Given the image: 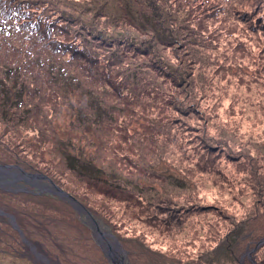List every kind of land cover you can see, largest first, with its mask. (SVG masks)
<instances>
[{"label": "trees", "instance_id": "trees-1", "mask_svg": "<svg viewBox=\"0 0 264 264\" xmlns=\"http://www.w3.org/2000/svg\"><path fill=\"white\" fill-rule=\"evenodd\" d=\"M134 1L143 8L141 19L144 23H138L132 15L126 13L125 18L114 20V28L118 30L112 29L110 35V28L106 27L105 23L99 22L98 26L96 24V19L105 17L103 10H96V14H93L90 5H85L83 0H76V3H72L71 0H0V124L3 125L1 127L4 130L7 129L5 126L12 128V133L5 137H3L5 133H0V146L5 144L7 146L4 148L6 153L0 155V163L16 165L27 172L48 174L54 183L81 201L97 218L109 224L113 231L121 225L118 219L113 218L114 214L111 211L113 209L110 210L109 206L107 210L105 204L111 198L112 203L119 202L122 205L123 201L132 218L129 224L133 226L134 234L136 231L140 232L135 237L137 239L123 240L122 235L119 234L123 245L128 243L129 247L130 245L140 246L139 250H135L132 254L129 250L131 264H175V260L182 263L186 262V259L183 258L184 254L178 252L186 246L185 240L188 237L192 241L211 237L212 228L217 227L215 232L219 234L218 237L224 238L233 233L231 226L234 222L232 223L231 219L239 221L249 217L250 223V216H253L250 214V208L253 206V199L258 198L257 195H250L249 202L240 199L227 206L221 205L225 201L223 199L215 200L212 203L214 205H211L200 195V191L185 186L190 191L186 196L181 197V203H170V207H166L164 202L158 200L152 202L149 199L150 204H148L147 199L137 194L134 189L112 185L113 183L95 179L88 174L78 178L76 166L65 161V167L75 172V175H72L73 178L87 186V191H84L79 189V185L68 178L60 167L52 166L53 162H48L41 157V153L27 155V151L23 149L26 145L24 137L21 136L20 139L18 137L20 133L25 136V129L35 131L38 129L37 126L31 125L32 128L30 124L26 125V122H23L20 124L23 130H14L16 124L13 122L23 118L20 111L38 110V118L45 122L46 111L53 114L46 107L47 103L51 102L48 99H55L56 102L62 99V96L56 95L58 91L54 89L55 87L48 86L42 89L45 94H48L47 99L44 103H38L39 93L36 91L38 86H34V80L42 76H51L54 80L59 75L63 76L64 80L68 77L70 80L73 77L77 79L82 75L89 78L99 76L103 80L96 84V88L104 91L107 97L111 96L110 88L115 102L123 104L122 108L127 110L124 111L125 113L134 114L137 112L136 106L144 109L139 111L141 114L150 113L147 119L149 133L146 135L152 131L158 132L159 139L163 140L167 149L161 152L158 148L160 155H165L170 148L171 155H176L179 159H177L178 165L185 176L208 174L216 186H221L223 189L224 183H221L223 181L221 178L223 177L224 181L226 178L222 167L224 157L227 156L226 158L231 162L240 163L242 167L243 159L248 158L251 152L247 147L240 145V149L237 145L239 142L237 132L242 127L235 111L238 100L235 96L230 97L228 94L231 83L225 81L226 75H219L218 68L221 60L217 61L218 54L220 53L224 62L228 56H232L234 62L231 63V59L225 62V72L229 73L231 64L238 62L236 52L241 51L240 47L234 50V48L230 49V46L237 36L245 34V26L248 29L246 34L251 32L253 44L258 45L260 38L258 35L264 34V0H251L249 5H244V1L240 4V0H229L228 4H231L232 9L241 7L240 15L235 14L237 24L231 26L228 31H224L227 38L218 39L220 42L217 44L214 43L215 38L221 34L224 35L225 25L222 19L220 21L211 19L212 16L208 11L214 8L223 9L222 0ZM165 1L167 3L162 4ZM173 14L175 17L172 16ZM85 15H91L92 18H85ZM122 25L129 28H124ZM195 25L199 28L194 29ZM239 26H241L240 29H237ZM179 29L181 32H178ZM133 31L141 32V34L144 32L154 41V44L150 47L149 41L146 44L140 43L137 41L139 37ZM245 43L241 42L242 48H245ZM214 44L216 47L209 52L207 47ZM158 46L161 47V51L168 49L171 51L163 55ZM242 53L246 54V50ZM198 54L202 56V59L197 57ZM205 54H209V60H205ZM211 56H213L212 59ZM208 67H211V71H208ZM146 70L151 71L144 74ZM140 78L148 83L149 89L142 91L143 87L138 81ZM253 78L257 79L256 73H253ZM261 78L263 79L260 84L264 87V77ZM77 82L79 84V81ZM67 84L73 86L74 83ZM90 87L92 84L83 86L87 91ZM152 88H160L161 92L166 94L163 107L158 106L153 110L149 107L151 102L145 93H151ZM227 97L231 98L229 112L220 114L221 106ZM230 107L233 110H230ZM104 108L105 117H109L112 115L110 110L117 109V106L108 102ZM4 110L6 113H3ZM174 113L176 115L172 116ZM254 116L257 117L256 114ZM252 122L255 124L257 121H250L248 123L250 127ZM259 122L261 123V120ZM143 135L145 134H135L137 137ZM146 135L144 143L148 144L150 140ZM16 136L19 141L15 139ZM125 136L130 139L132 134L128 132ZM56 140H53L54 146ZM128 144L130 145L131 141ZM52 150L61 155L57 147L56 150L53 148ZM225 154L228 155L225 156ZM119 157L115 155V162L112 161V164L115 165V170L121 173ZM122 161L129 162L125 157H122ZM134 169L137 172L142 169L148 171L140 167H134ZM137 172L135 177H129V179L139 177L154 182L151 175L144 177ZM251 173L253 174V167ZM95 183H99L100 186L95 187ZM145 188L150 192L155 191L153 187L145 186ZM91 192L98 194L100 199L104 198L100 201L99 207L93 205L92 200L89 199ZM255 192L257 193L256 188L253 189V193ZM261 196L264 197L263 191ZM40 197L49 198L45 193L10 192L7 188H0V209L16 217L19 228L42 252L50 251V237L47 240L42 233L48 231L44 217L52 215L54 219L52 221L55 224L53 229L56 228L58 231L59 244L67 246L63 251L62 247L54 248V250L57 249L55 255H58L61 262L64 261L63 264L72 262L73 259L68 263L66 261L67 257L71 258L72 255H79L75 257H77V264H80L78 259H81L83 249L87 250V247L91 248L93 257L103 262V259L99 258L98 253L101 251L97 245L89 239V242L83 241L77 233V228H71V220L75 224L79 221L77 211L61 199L52 201L49 198L50 202L41 200L40 204L38 201H33V198ZM233 204L239 208H235ZM44 205L53 210L47 215L37 213L36 208ZM151 206L157 211H153ZM162 208L170 209L168 217L166 213L158 212L160 209L163 212L168 210ZM213 210L218 211V214H215ZM64 211L70 216L63 217ZM215 215L219 216L218 223L213 222L212 217ZM249 223L243 226L244 229L251 225ZM123 227L126 226L123 224ZM204 228H208V232H204ZM119 229L125 234L128 233L127 229ZM157 233L163 236L168 235L167 241L162 239L160 242L156 237L147 239L154 234L159 237ZM19 235H21L19 230L13 227L8 216L0 213V252L19 258L33 256L29 246L19 238ZM263 235V232L257 230L251 238L244 239L245 245L242 250H246L247 246L254 249ZM227 239H232V236ZM251 256L245 258V264H264V244L253 251ZM103 258L108 264L107 257L103 256ZM237 264H242L239 257Z\"/></svg>", "mask_w": 264, "mask_h": 264}, {"label": "rangeland", "instance_id": "rangeland-1", "mask_svg": "<svg viewBox=\"0 0 264 264\" xmlns=\"http://www.w3.org/2000/svg\"><path fill=\"white\" fill-rule=\"evenodd\" d=\"M83 1L85 5H90V8H92L91 12L93 14H96V10H103L105 17H102V19H96V24L98 26L99 22L105 23L106 27L110 28V35L112 33V29L118 30L116 27L114 28V20L125 18L127 16L126 13L130 16L132 15L138 23H144L141 19L143 8H141L134 0ZM170 1L174 2L175 0ZM71 2L76 3V0H71ZM222 2L223 9L219 7L221 10H217L214 8L213 10L208 11L209 15L212 16L211 19H218L219 21L222 19L223 25H225L223 27L224 35L221 34L219 37L216 36L214 41L215 44L220 42L218 39L225 40L227 38L224 31H228L231 26H235V24H237L235 23V14L240 15L241 11L240 6L232 9L231 4H228L229 0H222ZM242 2L244 5H249L252 1H239L240 4H242ZM166 3L167 2L165 1L162 4ZM172 16L175 17V14H173ZM85 18L91 19L92 16L85 15ZM168 18H170L169 15ZM247 25L249 26V24ZM122 27L129 28V26L125 25H122ZM240 27L241 26L237 27V29H240ZM198 28L199 27L197 25L194 26V29ZM246 30L248 29L245 26V34L243 35L240 32L242 36H237V38L233 40L235 42H232L233 44H231L230 46V49L234 48V50L240 47L241 51L236 52L238 62L231 64L229 73L225 72V62L230 59L231 63L234 62L232 56L227 55L228 58L224 62L219 53V58L217 59V61L221 60L219 61V63L221 64L218 68L219 75H226L225 81H230L231 83L228 88V94L230 95V97L235 96L238 100V102L236 103L235 111L237 119L241 122L242 127H240L238 129L239 131L237 132V140L239 141L237 145H239V147L240 145H243L247 147L251 152L248 158L243 159L242 167L240 163L229 161L226 158V155L228 154H225L226 157H224L223 159L224 164H222L223 171L226 175L225 181L224 178H221L220 176V178L223 180L221 181V183H224V190L221 189V186H216L214 180L208 174H206L205 176L195 175L194 177L185 176L181 171L180 166L178 165L179 159L176 157V155H171L172 151L170 148H168V151L165 155H160L157 149L160 148V151L163 152V149L166 148L164 146L163 140L159 139L160 137L158 136V132L152 131L150 134L146 135L147 133H149V127L147 126L149 121H147V119L150 113L147 115L141 114V112L139 111H142L144 109L139 106H136L137 112H135L134 114L130 112L125 113L124 111L127 110H125V108H122L123 104L115 102L116 100L114 94L112 93V90L110 88V97H107V95L103 93L104 91L96 88V84L101 83L103 80L99 76L89 78L82 75L80 76V78L76 79L75 77H73L71 80L69 77L64 80L62 78L63 76L61 75L57 76L58 78L56 77L55 80L52 79L51 76H42L41 78L34 80V86H38V89H36V91L39 93V96L37 97L38 103H44V101L47 99L48 94H45L42 89L48 86L55 87L54 89L58 91L56 95L62 96V99L59 102H56L55 99H48L51 102L47 103L46 107L48 111L52 112L53 114H49L46 111L47 119L45 120V122L43 121V119L41 120L40 118H38V110H23V112L20 111L21 117H23L24 119L19 118V120H16L15 123L13 122V124H16V128L14 130H23V128L20 127V124H22L23 122H26V125L30 124V127H38V129H36L35 131H27V129H25V136L20 133V136L18 138L20 139L21 136L24 137V141L26 143V145L24 144L25 147L23 149H25L27 151V155L30 156L41 153V157H44L46 160H48V162H53L54 164L52 166L60 167V170L64 172L68 178L74 181L75 184L79 185L78 188L81 190L87 191V186L73 178L72 175H75V172L65 167V161L71 162V164H74L76 166L75 168L78 171V178H81L83 174H88L90 175V177H93L95 179L113 183L112 185L134 189L137 194L147 199L148 204H150L149 199L152 202H157V200L164 202V205H166V207H170V203H181V197L186 196L188 194V191H190L187 190V188L193 190L197 189L198 191H200V195L204 197V200L208 201V203L211 205H214L212 203L215 202V200L223 199L225 201H223L221 205L224 204L227 206L240 199L249 202L250 195H257V199L260 200L258 201L257 199H253L252 201L253 206L250 208V214L253 216H250V223L248 222L249 217L247 219L239 221L238 219L237 221L234 218L231 219L232 223H236L235 226L234 224L231 226L233 228V233L225 236L224 238L218 237L219 234L215 232V230H217V227L212 228V232H210V234L213 233V235H211V237H204L200 238V240L195 241H192L191 238L188 237V239L185 240L186 246H184L182 250L178 252L184 254L183 258L186 259V262L179 263L178 260H175V264H237V258L239 257L241 263L245 264V258L247 256L252 257V252L256 251L260 246H263L264 244L262 243L255 250L257 244L264 239L263 235L257 242L254 249L247 246L246 250H242V247L245 245L243 243L244 239L251 238L254 232H256L257 230L258 232L264 233V197L262 198L261 196V191L264 192V87L260 84L262 81L261 79H263L261 77H264V34L258 35L260 37L259 42L258 45L255 46V44H253V34H251V32L246 34ZM133 32L139 37L137 41H139L140 43L146 44V42L149 41L150 44L148 45H150V47L152 46V44H154V41L149 38L148 35H146L144 32L143 34L138 31ZM178 32H181L180 29L178 30ZM241 42H246L244 46L245 48L241 47ZM215 44L214 46H212L213 44L208 46L207 50H209L210 52L213 47H216ZM158 48L163 55L168 51H171L170 49H168L167 51H161L160 46H158ZM244 50H246V54L242 53V51ZM216 51L219 52V50ZM197 57L201 58L202 56L198 54ZM212 57L213 56H211V59ZM209 59V54H205V60ZM208 63L209 62H207V64ZM210 69L211 67H208V71H211ZM149 71L146 70L144 74H147ZM253 73L257 74V79L253 78ZM234 74L236 75V77ZM77 81H79V84ZM138 81L143 87L142 91L149 89L148 83H146L144 80L140 78ZM141 81H143V83H141ZM68 82H73V86L67 84ZM76 84H78L77 87H75ZM85 84L87 86H90L92 84V87H90L89 91L83 88ZM159 89L152 88L150 90L151 93L145 92L147 94L148 100H150L151 102V104H149V107L152 108V110L153 108L158 106L163 107L165 103L166 94L162 93L161 89ZM92 90L94 92H92ZM230 100L231 98L227 97L223 102L220 114H227L226 112H229L228 109L231 103ZM108 102L114 106H117V109L110 110V112L112 111V115L109 117H105L104 107ZM100 103H102L103 105ZM142 107H146V105H142ZM230 110L233 109L230 107ZM3 113H6V111L4 110ZM255 114L257 115V117L254 116ZM174 115L176 114H172V116ZM157 120H159V117H157ZM260 120L261 123L259 122ZM250 121L257 122L255 124H253V122L250 123V127L248 124ZM1 126L3 125L0 124V133H5L3 137L12 133L11 127L8 128L7 126H5L7 129L4 130ZM128 132L132 134V137L130 139L125 136ZM136 133L145 134L147 139L150 140L148 144L144 143V141H146L144 137L145 135L137 137L135 136ZM15 139H17V136L15 137ZM54 139H57L55 142V146L59 150L58 152H61V155H58L52 150V148L56 150V147L53 145ZM17 141L19 140L17 139ZM130 141L131 144L129 145L128 143ZM5 147H7L6 144L4 146H0V155H4L6 153L4 151ZM146 148H148L147 151L145 150ZM115 155L120 156L119 161L122 168L121 171L123 173H118L114 168L115 165L112 164V161L113 163L115 162ZM122 157L127 158L129 162H123ZM0 165L12 166V164L5 163H0ZM131 165L133 168L131 167ZM134 167L145 168L149 172L143 169L140 172H137ZM178 167L180 169H178ZM252 167L253 174L251 173ZM136 172L144 177H148L149 175H151L154 182H151L150 179H140L139 177L133 180L129 179V177H135ZM27 173L34 174L36 176L31 178L25 176L24 174L22 175V173L18 171L17 168H10V170L7 172H0V188H9L8 190H10V192L32 191L36 194L45 193L52 201L61 199L72 206L77 211V219L79 218V221L75 224L71 220V228H77V233L80 237L83 238V241L89 242V240H91L93 244L97 245V247L101 251L100 253H98L100 256L99 258L103 259L102 262L93 257L91 254V248L87 247V250L83 249L84 252L81 251L83 255L81 256V259H78L80 264H107L104 261L103 256L107 257L109 261L108 264H116L115 262H119V264H131L129 258V250L132 254L135 250H139L138 248L140 246L134 247L133 245L132 247L130 245L129 247L128 243H126V245H123L121 241L122 239L120 238L119 234L122 235L123 240L126 238L137 239L135 237L139 235L140 232L136 231L134 234V231L132 229L133 226L129 224V221L132 218L127 212V207L124 205L123 201V203L121 202L122 205H120L119 202L112 203L113 200L111 198L106 201L105 205L107 207V210H109V206L110 210L113 209L111 210L114 214L113 218L119 220V224L121 225V227L119 228L127 229L128 233L126 234L119 228V230L117 229L116 231H113L112 227L109 224L105 223L101 218H97L95 214L76 197L75 199H77L79 203H81L85 207L86 211L81 209L79 210L76 207L78 206V203H75L69 197L54 193V185L56 183H54V181L50 179V176H48V174L32 172ZM227 180L229 181L227 182ZM99 186V183H95V187L98 188ZM145 186H149V188L153 187L155 191L150 192L149 189L145 188ZM229 186H231V188ZM255 188L257 190V193L255 192L256 194L253 193V189ZM219 191L221 192V194ZM90 196L91 198L89 199L92 200L93 205H95L96 207H99L101 203L100 201L104 199L102 197L100 199L99 195L94 192H91ZM49 198H33V201H38V203L40 204L41 200L50 202ZM147 208L149 209L148 206ZM235 208H239V206H235ZM162 209L168 210L166 212H163L160 209L158 212L166 213L165 215H167L168 217V215H170V209ZM52 210L53 209L47 205L36 208V212L43 215H47ZM152 210L157 211L154 209V207L152 208ZM213 212L215 214H218V211L216 210H213ZM0 213L8 216L9 221L13 225V227L18 229L19 232L24 233L19 228L16 217L13 214L5 213L1 209ZM51 216L52 215H49V217H44L45 221L47 222L45 223V226L48 228V231L42 233V236L47 240L50 237L51 243L49 244V252H42L40 249H38L37 245L29 241L24 233L23 235H19V238H21V240L29 246L31 252L33 253V256L31 255V257L30 255H28V257L25 256L19 258L6 252H0V264H63L64 261L61 262V260L57 257L58 255H55V251H57L59 247H62L63 251L67 246L66 244L64 246L62 244H59V236H57L58 231L56 228L53 229V226H55V224L53 223L52 220L54 219ZM66 216L70 215L66 211H64L63 217ZM160 217L163 218L166 216ZM1 218L5 220L3 217ZM212 219L214 223H218L219 216L215 215L212 217ZM16 223L18 227H16ZM247 223L251 225L248 224V228L244 229L243 226H246ZM123 224L126 227H123ZM204 232H208V228H204ZM231 236L232 239H227V237ZM153 237H156L160 242H162V239L164 241H167L168 239V235H159L158 237L156 234L148 237L147 239H153ZM108 245L111 246L112 250L110 247H108ZM54 248L57 249L54 250ZM51 251L53 254L51 253ZM109 254L111 257L109 256ZM75 256L79 255H72L71 258L67 257V263L73 259V261L69 264H77V257ZM172 258L174 259L175 257ZM177 258H179V256ZM61 259L64 260V258Z\"/></svg>", "mask_w": 264, "mask_h": 264}, {"label": "water", "instance_id": "water-1", "mask_svg": "<svg viewBox=\"0 0 264 264\" xmlns=\"http://www.w3.org/2000/svg\"><path fill=\"white\" fill-rule=\"evenodd\" d=\"M11 167H13V166H11V165H8V166H5V165H0V172H7V171H9L8 170V168H11ZM25 176H28V177H35L36 175H34V174H29V173H23ZM54 187H55V189H54V193H57L58 195H61V196H65V197H69L71 200H73L75 203H78V206H76L75 204V206L80 210H84V211H86V209H85V207L81 204V203H79V201L77 200V199H75V197H73L72 195H70L68 192H66V191H64L61 187H59V186H57L56 184L54 185ZM16 225V227H18L17 226V223L15 224ZM22 233V232H21ZM22 235H23V233H22ZM262 243H264V239L263 240H261L258 244H257V246L255 247V250L262 244ZM108 247H110L111 248V246L110 245H108ZM111 250H112V248H111ZM109 256H110V254H109ZM111 257V256H110ZM116 264L118 263L119 264V262H115Z\"/></svg>", "mask_w": 264, "mask_h": 264}, {"label": "flooded vegetation", "instance_id": "flooded-vegetation-1", "mask_svg": "<svg viewBox=\"0 0 264 264\" xmlns=\"http://www.w3.org/2000/svg\"><path fill=\"white\" fill-rule=\"evenodd\" d=\"M13 167H11L12 169H18V171H20L21 173H22V175H23V173L25 172V173H27L24 169H22V168H19V167H17L16 165H12ZM9 170H10V168H8ZM32 178V177H31ZM1 187V186H0ZM2 188H4V187H2ZM7 189H9V188H7ZM20 234L22 235V233L20 232ZM24 234V233H23Z\"/></svg>", "mask_w": 264, "mask_h": 264}]
</instances>
